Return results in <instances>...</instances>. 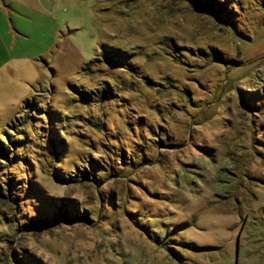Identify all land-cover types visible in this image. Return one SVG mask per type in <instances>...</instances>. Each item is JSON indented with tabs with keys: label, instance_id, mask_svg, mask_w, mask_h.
Listing matches in <instances>:
<instances>
[{
	"label": "rangeland",
	"instance_id": "1",
	"mask_svg": "<svg viewBox=\"0 0 264 264\" xmlns=\"http://www.w3.org/2000/svg\"><path fill=\"white\" fill-rule=\"evenodd\" d=\"M9 136L0 264H264V0H0Z\"/></svg>",
	"mask_w": 264,
	"mask_h": 264
},
{
	"label": "trees",
	"instance_id": "2",
	"mask_svg": "<svg viewBox=\"0 0 264 264\" xmlns=\"http://www.w3.org/2000/svg\"><path fill=\"white\" fill-rule=\"evenodd\" d=\"M28 103V102H27ZM20 141H16V143H19ZM14 142L10 140V136L8 137V141L4 142L0 140V158L4 157V161L8 159V154L10 151L14 148ZM20 144V143H19Z\"/></svg>",
	"mask_w": 264,
	"mask_h": 264
},
{
	"label": "crops",
	"instance_id": "3",
	"mask_svg": "<svg viewBox=\"0 0 264 264\" xmlns=\"http://www.w3.org/2000/svg\"><path fill=\"white\" fill-rule=\"evenodd\" d=\"M5 30H6V29H5ZM5 32H6V31H5ZM5 32H4V33H5Z\"/></svg>",
	"mask_w": 264,
	"mask_h": 264
}]
</instances>
